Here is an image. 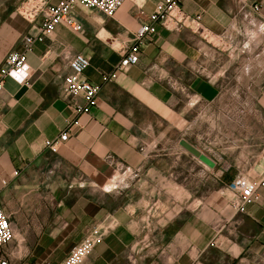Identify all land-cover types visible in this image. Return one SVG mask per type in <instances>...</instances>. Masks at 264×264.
<instances>
[{
  "label": "crops",
  "instance_id": "obj_1",
  "mask_svg": "<svg viewBox=\"0 0 264 264\" xmlns=\"http://www.w3.org/2000/svg\"><path fill=\"white\" fill-rule=\"evenodd\" d=\"M156 1L127 0L112 17L76 8L85 33L57 26L29 53V80L7 79L0 95V206L14 229L5 246L13 264H63L90 234L98 240L81 264H264V187L245 212L232 207L239 179H264V0H181L187 14L201 17L200 29L159 25L139 62L102 83ZM25 2L0 0V65L23 49L25 34L38 31L39 21L22 11ZM76 53L90 58L84 78L102 84L98 106L53 152L46 140L59 138L77 117L75 104L84 102L63 92ZM232 61L254 91L250 157L218 159L201 179L207 186L212 173V190L195 196L186 184L179 191L178 148H161L159 126L174 124L181 103L209 105L228 92Z\"/></svg>",
  "mask_w": 264,
  "mask_h": 264
},
{
  "label": "built area",
  "instance_id": "obj_2",
  "mask_svg": "<svg viewBox=\"0 0 264 264\" xmlns=\"http://www.w3.org/2000/svg\"><path fill=\"white\" fill-rule=\"evenodd\" d=\"M127 0H26L28 7L26 15L31 22L39 21L38 31L34 34L23 36V49L11 50L0 65V95L5 89L7 79L26 83L31 77L28 55L32 52L37 42H43L51 36L56 27L62 25L77 33H85L84 22L76 13V8L96 9L108 17H112L125 4ZM261 5H254V10L259 12ZM200 16L187 14L181 0H157L149 20L140 25L134 33L132 40L124 42L120 48L123 55L120 61L110 72L101 75L102 83L115 81L121 72L127 71L140 60L141 46L151 39L159 25L170 30H181L184 27L200 29ZM90 58L83 53L74 54L69 60L70 72L64 77L63 92L66 95H82L84 102L75 104L76 118L67 120L59 138L46 140L45 145L53 152H57L59 142L67 140L73 131H80L82 124L80 116L90 113L98 106L99 93L102 84L84 78L85 70L90 66ZM109 158L116 161L112 156ZM18 174V171L15 172ZM239 189L237 197L232 201V207L245 212L248 205L259 198V191L264 187L263 180L239 179L235 183ZM14 237V229L10 214L0 206V264H13L5 255L6 244ZM98 237L88 235L75 245L64 259L63 264H81L92 253Z\"/></svg>",
  "mask_w": 264,
  "mask_h": 264
},
{
  "label": "rangeland",
  "instance_id": "obj_3",
  "mask_svg": "<svg viewBox=\"0 0 264 264\" xmlns=\"http://www.w3.org/2000/svg\"><path fill=\"white\" fill-rule=\"evenodd\" d=\"M27 7L26 3L22 8L25 14ZM88 14L103 15L98 11ZM232 65L230 79L226 80L227 85L224 86L228 92L225 91L222 97L209 105L197 102L186 106L181 103L177 109L183 113L178 115L174 124L169 127L164 121L159 126L160 134H157V139L159 144H163L161 148L168 149L169 144H174L178 148L177 173L178 180L182 181L179 182V191L184 189L186 184L188 188H193L195 196L200 195L201 190L204 192L208 189L212 190L218 185L213 179L214 175L211 173L207 186H202L201 179L208 168L212 171L216 167L218 159L221 160L224 156L233 159V156H236V162L244 163L246 158L250 157L249 152L253 149L250 145H253L256 139L252 132L258 122L254 112V101L251 98L254 91L249 86V79L240 65H234L233 61ZM205 112H210V119H207ZM186 138L209 156L215 165L210 166L199 157L192 156V153L180 143ZM186 175H188L187 179H185Z\"/></svg>",
  "mask_w": 264,
  "mask_h": 264
},
{
  "label": "water",
  "instance_id": "obj_4",
  "mask_svg": "<svg viewBox=\"0 0 264 264\" xmlns=\"http://www.w3.org/2000/svg\"><path fill=\"white\" fill-rule=\"evenodd\" d=\"M181 145L187 149L188 151H190L193 155L199 157L202 161H204L206 164L210 165V166H214L215 163L214 161L207 156L205 153H203L198 147H196L195 145H193L192 143H190L189 141H187L186 139H182L180 141Z\"/></svg>",
  "mask_w": 264,
  "mask_h": 264
}]
</instances>
